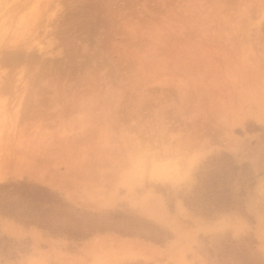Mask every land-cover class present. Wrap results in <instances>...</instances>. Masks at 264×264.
Instances as JSON below:
<instances>
[{
    "label": "rangeland",
    "instance_id": "rangeland-1",
    "mask_svg": "<svg viewBox=\"0 0 264 264\" xmlns=\"http://www.w3.org/2000/svg\"><path fill=\"white\" fill-rule=\"evenodd\" d=\"M5 1L0 264H264V0Z\"/></svg>",
    "mask_w": 264,
    "mask_h": 264
},
{
    "label": "trees",
    "instance_id": "trees-1",
    "mask_svg": "<svg viewBox=\"0 0 264 264\" xmlns=\"http://www.w3.org/2000/svg\"><path fill=\"white\" fill-rule=\"evenodd\" d=\"M12 187V190L15 192H21V194H24L27 190L32 191V194L30 193L27 195L28 198H30V202L34 203V206L37 209H42V204L44 205L45 203L49 204H54L57 203L56 195L54 193H51L50 190L40 187V186H35V185H30L25 182H20L18 184H12L9 186H0V188H10ZM33 223H36V221ZM42 221V223H37L39 225H44L47 226L46 223ZM54 229V228H53ZM82 235L81 233H77V236H86Z\"/></svg>",
    "mask_w": 264,
    "mask_h": 264
},
{
    "label": "bare ground",
    "instance_id": "bare-ground-1",
    "mask_svg": "<svg viewBox=\"0 0 264 264\" xmlns=\"http://www.w3.org/2000/svg\"><path fill=\"white\" fill-rule=\"evenodd\" d=\"M16 1V3L19 1L20 2V0H15ZM15 1H14V3H15ZM9 2V1H8ZM7 1H5L4 2V0H0V30H1V27H2V25L4 24V21H5V19L8 17V16H10L14 11V8H12L11 6H14V5H12L13 4V2H11V0H10V4L8 3ZM18 2V3H19ZM25 2V1H24ZM15 3V4H16ZM17 3V4H18ZM16 4V5H17ZM20 5H23V4H20ZM20 5H18V7H20ZM1 7L4 9V10H2L1 9ZM17 7V8H18ZM17 8H15V11H17L18 9ZM21 8H22V6H21ZM13 9V10H12ZM13 12H12V11ZM18 12V11H17ZM16 13V12H15ZM11 17V16H10ZM10 17H8V19L7 20H9V18ZM16 17V16H15ZM7 22V21H6ZM11 22V21H10ZM2 24V25H1ZM6 28H8V27H6ZM3 33V32H2ZM3 36V34L2 35H0V38H1V40H2V37ZM26 45V44H25ZM27 46V45H26ZM18 118V117H17ZM153 158V157H152ZM151 158V165H152V168H151V177L152 178H156V179H159V178H164V177H167V176H169V174L167 173V171H166V169L164 168V165H162V164H159V162H154V159H152ZM153 160V161H152ZM143 161V160H142ZM166 161V160H165ZM140 162V161H139ZM153 162V163H152ZM168 162H169V159H168ZM143 163V162H142ZM148 163V162H147ZM163 164H165V163H163ZM139 165H141V163L139 164ZM145 165H146V163H145ZM149 165H150V163H149ZM134 166H135V163H134ZM166 166H168V164L166 165ZM165 166V167H166ZM132 167V166H131ZM137 166H135V168H136ZM169 167H171L172 168V165H169ZM168 167V168H169ZM137 168H139V167H137ZM141 168H142V166H141ZM134 170H137V169H134ZM140 170V169H139ZM176 171V170H175ZM134 172V171H133ZM135 173V172H134ZM178 174V172H175V174L174 175H177ZM123 175V174H122ZM133 175V174H132ZM122 177V176H121ZM125 177H126V175H125ZM122 179V178H121ZM120 179V180H121ZM130 179V178H129ZM128 179V180H129ZM133 180V179H132ZM132 182V181H131ZM129 183V182H128ZM132 184V183H131ZM134 184V183H133ZM156 202V201H155ZM160 205V204H159ZM155 206V205H154ZM159 208V207H158ZM149 210V209H148ZM147 210V211H148ZM153 211V210H152ZM151 211V212H152ZM154 212V211H153ZM153 214V213H152ZM13 228V227H12ZM11 228V229H12ZM10 229V230H11ZM12 230H14V229H12ZM19 232V231H18ZM127 247V246H126Z\"/></svg>",
    "mask_w": 264,
    "mask_h": 264
}]
</instances>
